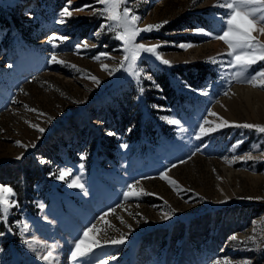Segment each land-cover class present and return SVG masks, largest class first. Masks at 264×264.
Returning a JSON list of instances; mask_svg holds the SVG:
<instances>
[{
	"label": "rangeland",
	"instance_id": "obj_1",
	"mask_svg": "<svg viewBox=\"0 0 264 264\" xmlns=\"http://www.w3.org/2000/svg\"><path fill=\"white\" fill-rule=\"evenodd\" d=\"M55 1L0 0V46L9 30L15 28L6 21H12L13 17L21 27L27 28L25 32L42 34L36 39L38 47L28 48L25 54L21 51L16 54L14 50L5 56L0 52V184L15 191L23 179L42 174L39 180L34 179L32 193L23 194L21 201L16 193L19 207L12 209L7 223L0 221V264H44L39 256L48 249L37 246L38 251L33 252L26 243L34 237L49 245H60L58 264H73L74 243L93 224L97 230L90 232L89 238L100 240L101 247L95 248L81 264H97V261L214 264L222 258H228L231 264H242L244 260L264 264V247L255 248L230 239L235 235L238 241L246 240L253 234L254 221L256 235L264 234V134L254 128L236 126L264 125V89L257 81L259 92L252 93L251 102L259 111L254 112L246 98L237 92L238 87L252 85L230 78L235 69L226 67L230 57L221 55L227 53V46L199 31L218 32L220 25L215 17L225 10L214 6L217 0H196L195 4L193 0H128L127 7L140 17L138 27L168 21L158 31L142 32L137 42L160 45L157 52L170 64L143 53L137 61L141 70L137 79L123 70L113 75L102 70V65L118 66L122 42L112 32H100L104 19L91 8L75 11L85 5L99 9L101 6L95 0H71L70 17L60 15L69 6L68 0L61 7L49 5ZM53 34L68 39L56 41L58 47L53 48L49 43ZM253 35L264 42V35ZM83 42L88 47L78 50L76 46ZM182 43L192 47L182 49L178 46ZM53 53L65 63H49ZM97 56L99 60L94 59ZM210 58L219 62L213 64ZM195 64L208 72L200 78V88L190 87L178 75L173 78L181 92L194 98L193 102L172 115H157L165 123L168 122L164 118L181 122L180 125L169 123L174 137L121 143L113 157L95 152L91 163L83 153L77 160H71L66 149L58 150L52 159L36 154L47 144L57 142L56 132L67 124H76L74 118L105 93L130 80L142 85L143 80L151 79L152 69L170 72ZM262 69L264 61L249 71L254 74ZM209 110L217 116L208 115ZM218 117L229 121V126L201 140L194 138L205 118L215 127L220 123ZM90 124L99 134L103 132L100 121L91 119ZM181 126L186 131H181ZM39 128L44 131L41 133ZM125 144L127 148L123 147ZM248 155L253 159H246ZM55 156L59 159L55 160ZM62 169L70 170L64 180L58 179ZM163 172L177 182L178 188L160 178ZM76 176L84 183L83 191L69 187ZM137 181L136 190L148 194L125 200L123 193L127 186ZM166 213L168 218H162ZM208 215L226 216L239 222L231 221L216 245L212 239L205 238L201 247L186 248L185 238H189L191 224H185ZM22 223L29 225L27 231H22ZM176 227H183L184 238L177 237L174 252L168 253L167 246L155 238L148 239L152 231L173 232ZM122 235L124 243H111Z\"/></svg>",
	"mask_w": 264,
	"mask_h": 264
},
{
	"label": "snow or ice",
	"instance_id": "obj_2",
	"mask_svg": "<svg viewBox=\"0 0 264 264\" xmlns=\"http://www.w3.org/2000/svg\"><path fill=\"white\" fill-rule=\"evenodd\" d=\"M128 0H95V4L101 7L97 9L94 5H85L75 11H83L85 8H91L92 11L104 19V24L101 25L100 32L105 30L112 32L116 39L122 42V58L118 61V66L115 68H109L108 65H102V70L107 71L109 75H113L117 71H125L129 73L134 78L139 79L141 75V70L137 66V61L141 58L143 53H149L161 63L169 65L170 61L163 59L162 56L157 52V48L160 45L148 46L144 43L137 42V37L140 36L142 32H152L154 30L158 31L163 24L168 23V21H163L156 25H147L144 28L138 27L140 22V17L135 15L129 7H127ZM196 3V0H193ZM68 5L62 9L60 15L62 17H70L72 11H70L71 0H68ZM215 7L224 9V13L215 17L218 21L220 27L218 32L199 30L204 35H209L213 39L222 41L227 46V53L221 54L230 57L226 63V67L235 69L230 74V78L236 82L249 83L253 87L257 86V81H259V86L264 89V69L250 74V69L253 65L260 61H264V42H261L257 36L253 33H258L259 35H264V0H217ZM60 23H64L61 20ZM100 33H96L99 35ZM68 38L66 36H57L53 34L49 37V43L52 44L53 48L58 47L56 41H66ZM95 45H93L94 47ZM182 49L192 47L190 44H180L178 45ZM77 49L87 48V42L78 44ZM107 55V54H100ZM94 59L99 60L100 56L94 57ZM114 59V58H113ZM209 62L215 64L218 63L217 58H210ZM49 63L53 64H64L65 62L58 59L57 55L53 53L50 57ZM75 68V65H72ZM79 71V69H77ZM91 79L99 83L95 76H91ZM207 95V93H203ZM225 95L228 93L225 92ZM31 111H36L35 109H30ZM43 115V114H41ZM208 115L216 117L217 113L209 110ZM168 123L173 125H180L181 122L177 119L164 118ZM220 123L215 127L212 126L207 118L204 119L203 123L199 124L198 131L195 132L194 138L196 140H201L203 137L208 136L210 133L217 131L219 128L229 126V121L218 117ZM208 125V127H205ZM238 127L255 129L258 133L264 134V125H253V124H240L236 125ZM33 127H36L33 125ZM41 133L44 131L43 128L38 129ZM181 131H186L181 126ZM113 135V133H108ZM18 145L19 141L16 142ZM127 148V145H123ZM21 157H17L20 159ZM246 159H253L251 155H248ZM183 163V161H181ZM231 163V161H229ZM175 165H173L174 167ZM82 167V166H81ZM70 174L69 169H62L59 172L58 179L64 180L67 175ZM160 178L167 180L174 188H178L177 182L175 180L169 179L166 172L161 173ZM138 181L127 186V190L123 193L125 200L131 197H139L142 194H148L143 192L141 189L137 191ZM69 187L79 188L84 190V183L81 182V177L76 176L69 183ZM85 194H87L85 192ZM16 193L11 186H6L0 184V221L7 223L8 217L12 212V209L18 208L19 204L15 200ZM115 209H110V212H114ZM108 213H105V216ZM164 219L168 218V213L162 217ZM103 220V217H101ZM123 222V221H122ZM253 234L249 236L244 241H238L237 237L233 235L230 239L236 241L238 244L248 245L251 244L255 248L264 247V234L257 236L255 232L256 222H253ZM29 225L27 223H22V231H27ZM96 225L93 224L90 228L86 229L83 236L75 241L74 247L71 251V260L73 264H81L84 258L90 256L95 248L101 247V242L95 238H89V233L96 231ZM105 239V243H107ZM28 247L33 251H38L37 246L41 248H47L46 254L39 256L44 264H58L59 261V251L60 245L58 244H47L44 241L33 238L32 241H26ZM113 244L124 243V236L122 235L118 240H112ZM97 264H106L105 261H97ZM214 264H231L228 258L217 259ZM242 264H251L250 260H244Z\"/></svg>",
	"mask_w": 264,
	"mask_h": 264
},
{
	"label": "trees",
	"instance_id": "obj_3",
	"mask_svg": "<svg viewBox=\"0 0 264 264\" xmlns=\"http://www.w3.org/2000/svg\"><path fill=\"white\" fill-rule=\"evenodd\" d=\"M65 1L56 0L49 5L61 7ZM6 21L8 26H10V21L15 25V28L12 27V30H9L2 46H0V52H3L5 56L14 50H16V54L20 51L25 54L28 48L36 49L38 47L35 45L36 39L42 34L25 32L27 28L21 27L14 17L12 21ZM83 35L86 36L88 33H83ZM207 74L205 68L196 64L187 68H173L170 72L163 69H152L150 70L151 79L143 80L142 85L130 80L125 82L121 86L122 88H116L109 94L105 93L74 118L76 124H67L63 130L56 132L59 136L56 138L57 142H53L54 145L47 144L43 150L37 151L36 154H44L52 159L53 154L58 153V150L66 149V154L71 160H77L83 153L89 157L86 161L91 163L94 162L95 152L99 156L113 157L115 151L120 150L121 143L153 141L160 136L172 138L174 137L173 128L169 126V123L161 121L157 115H172L173 112L186 108L194 100L192 96L180 91L173 78L178 75L190 87L198 89L200 88L198 84L200 78L206 77ZM91 119L101 122L103 132L98 133L95 127L90 124ZM108 133H113V135ZM58 159L55 156V160ZM31 163L32 161L29 165ZM41 177L42 174H37L36 178L32 175L30 179H23L16 186L15 193L20 195V201L23 194L34 191L35 180H39ZM32 213L35 212L32 211ZM231 221H236V224L239 222V220H229L228 217L220 215L194 218L190 223L185 224H191V226L187 232L189 238H185L184 246L186 248L201 247L205 238L212 239L213 244L216 245L220 236L226 233ZM183 231V227H176L173 232L160 233L156 230L150 232L148 239L155 238L156 241L164 243L167 246L166 251L170 253L177 248V237L184 238Z\"/></svg>",
	"mask_w": 264,
	"mask_h": 264
},
{
	"label": "bare ground",
	"instance_id": "obj_4",
	"mask_svg": "<svg viewBox=\"0 0 264 264\" xmlns=\"http://www.w3.org/2000/svg\"><path fill=\"white\" fill-rule=\"evenodd\" d=\"M258 86V85H257ZM237 92H238V96H244L247 100V102L249 103V106L251 105V107L254 109L253 111L254 112H258L259 110V107L256 108V107H253L252 106V102H251V96H252V93H258L259 91H256V87H253V86H247V87H238L237 88ZM262 99L264 100V96L262 97ZM264 105V104H263ZM262 107V106H261ZM263 109V108H262ZM257 110V111H256ZM260 113V112H259ZM261 114V113H260ZM232 175V174H231Z\"/></svg>",
	"mask_w": 264,
	"mask_h": 264
}]
</instances>
